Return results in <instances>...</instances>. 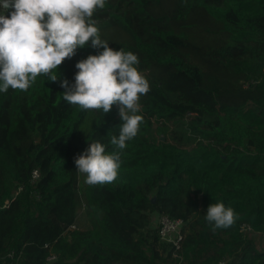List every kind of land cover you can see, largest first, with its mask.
<instances>
[{"label": "trees", "instance_id": "1", "mask_svg": "<svg viewBox=\"0 0 264 264\" xmlns=\"http://www.w3.org/2000/svg\"><path fill=\"white\" fill-rule=\"evenodd\" d=\"M93 19L149 81L140 130L117 180L90 186L74 158L118 151V107L69 105L45 76L0 92V264H264V0H106ZM99 51L78 48L60 79ZM217 202L237 219L213 231ZM153 214L184 220L178 249Z\"/></svg>", "mask_w": 264, "mask_h": 264}, {"label": "clouds", "instance_id": "2", "mask_svg": "<svg viewBox=\"0 0 264 264\" xmlns=\"http://www.w3.org/2000/svg\"><path fill=\"white\" fill-rule=\"evenodd\" d=\"M106 0H0V7L11 11L0 14V92L27 91L45 76L60 83L63 100L81 110L109 113L116 105L122 121L118 136L110 143L118 151L106 152L100 141L74 158L76 170L85 174L90 186L111 184L118 178L121 154L127 142L135 138L143 122L140 98L150 91V84L138 69L136 54L114 50L101 38L93 19ZM90 45L102 49L75 65L74 83L60 79L58 71L78 48ZM237 219L233 208L223 202L210 204L205 220L212 230L227 229Z\"/></svg>", "mask_w": 264, "mask_h": 264}, {"label": "built area", "instance_id": "3", "mask_svg": "<svg viewBox=\"0 0 264 264\" xmlns=\"http://www.w3.org/2000/svg\"><path fill=\"white\" fill-rule=\"evenodd\" d=\"M37 177H38V171L34 169L32 171V178L36 179ZM183 225H184V220L181 218H173L168 216L167 214H156L155 226L158 229L160 238L166 242L171 243L175 249H178L180 247V243L183 238V231H182ZM53 258L54 255H50L47 257V259L49 260ZM222 263L223 261L220 262V264Z\"/></svg>", "mask_w": 264, "mask_h": 264}, {"label": "rangeland", "instance_id": "4", "mask_svg": "<svg viewBox=\"0 0 264 264\" xmlns=\"http://www.w3.org/2000/svg\"><path fill=\"white\" fill-rule=\"evenodd\" d=\"M162 139H166L164 137H162ZM168 140H171L172 137L170 135H168L167 137ZM86 178H84V174L80 173V183L85 180ZM152 224L155 225L156 224V214L154 215V219L152 220ZM253 238L254 240L257 242V244L259 245H264V235H259L258 233H254L253 234Z\"/></svg>", "mask_w": 264, "mask_h": 264}, {"label": "crops", "instance_id": "5", "mask_svg": "<svg viewBox=\"0 0 264 264\" xmlns=\"http://www.w3.org/2000/svg\"><path fill=\"white\" fill-rule=\"evenodd\" d=\"M154 217V214H153V216H152V218Z\"/></svg>", "mask_w": 264, "mask_h": 264}]
</instances>
